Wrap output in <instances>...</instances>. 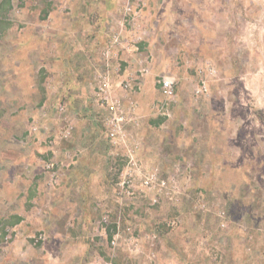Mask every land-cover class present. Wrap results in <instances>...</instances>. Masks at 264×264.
Instances as JSON below:
<instances>
[{
	"label": "rangeland",
	"instance_id": "rangeland-1",
	"mask_svg": "<svg viewBox=\"0 0 264 264\" xmlns=\"http://www.w3.org/2000/svg\"><path fill=\"white\" fill-rule=\"evenodd\" d=\"M152 1L0 0V264H264V0Z\"/></svg>",
	"mask_w": 264,
	"mask_h": 264
},
{
	"label": "built area",
	"instance_id": "built-area-1",
	"mask_svg": "<svg viewBox=\"0 0 264 264\" xmlns=\"http://www.w3.org/2000/svg\"><path fill=\"white\" fill-rule=\"evenodd\" d=\"M128 12H132L133 15H141V11L138 12L135 11V9L128 8ZM113 45L119 44L120 39L116 36L113 39ZM161 85L162 92L166 99H173L174 98V92H173V85H174V79L170 76H163L162 79L159 81ZM132 161V160H131ZM135 165V163H134ZM124 181L120 184L122 188H124V185L126 184V188H132V182H133V174L130 172L128 174V177L125 176ZM141 186L144 190H153L155 192L156 196L153 199V202L156 203L159 201L161 196H171L172 193H175V185H173V182H171V186L169 181H167L164 178L158 177L156 174H146L141 177ZM128 194H132V191H128ZM103 221H106V217H104ZM117 238L118 234L115 235L111 240V245L116 246L117 245Z\"/></svg>",
	"mask_w": 264,
	"mask_h": 264
},
{
	"label": "crops",
	"instance_id": "crops-1",
	"mask_svg": "<svg viewBox=\"0 0 264 264\" xmlns=\"http://www.w3.org/2000/svg\"><path fill=\"white\" fill-rule=\"evenodd\" d=\"M212 0H179V2L180 3H182V4H187V5H190L191 6V10H192V12L193 11H199V10H201L200 8V5L201 4H203V3H209V2H211ZM151 2H153L152 0H147V3L148 4H150ZM168 4H171V0H160V1H158V5H159V8H158V12L156 13V15H157V17L158 16H160V19L162 18L163 19V17H165V18H169L170 16L172 17V11H171V14L169 15V10H168ZM156 5H157V1H155V7H156ZM150 6H148V10H151V9H154V7H150ZM105 11H107L106 9H105ZM161 12V13H160ZM107 13H109V12H107ZM177 15L180 13V11L179 10H177ZM110 14V13H109ZM147 14L149 15V11H147ZM159 14V15H158ZM166 25H168L169 26V23L167 24L166 23ZM243 235H244V233H243ZM245 236V235H244ZM247 252V251H246ZM247 254H249L248 252H247ZM262 258H264V256L262 255ZM245 259H247L248 261L249 260H251L252 261V259H249L248 257H245Z\"/></svg>",
	"mask_w": 264,
	"mask_h": 264
}]
</instances>
